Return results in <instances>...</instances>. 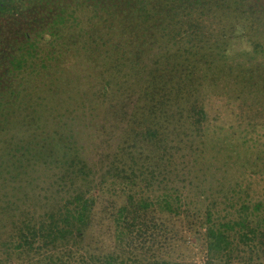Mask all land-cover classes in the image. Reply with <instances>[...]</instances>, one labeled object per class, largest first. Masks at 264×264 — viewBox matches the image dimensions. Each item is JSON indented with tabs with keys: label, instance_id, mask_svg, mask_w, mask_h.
Here are the masks:
<instances>
[{
	"label": "trees",
	"instance_id": "trees-1",
	"mask_svg": "<svg viewBox=\"0 0 264 264\" xmlns=\"http://www.w3.org/2000/svg\"><path fill=\"white\" fill-rule=\"evenodd\" d=\"M24 1L0 13V137L27 131L0 145V264H264V197L210 181L201 89L234 53L233 0ZM64 105L100 154L46 129Z\"/></svg>",
	"mask_w": 264,
	"mask_h": 264
},
{
	"label": "rangeland",
	"instance_id": "rangeland-1",
	"mask_svg": "<svg viewBox=\"0 0 264 264\" xmlns=\"http://www.w3.org/2000/svg\"><path fill=\"white\" fill-rule=\"evenodd\" d=\"M1 1L3 5L0 8L1 16L5 13L9 18L17 16L19 13L22 14L21 11L25 7L24 0ZM233 1L227 24L231 25V29L235 23L240 22L236 32H232V40L229 43L234 53L226 63L216 64L217 68L211 73V79L204 82L201 89V94L207 99V108L209 114L213 116V124L216 127L214 133L210 132L209 146L214 149V152L220 149L214 160L215 163L212 161L209 170L212 174L210 181L214 188L219 189L222 185L231 187L238 182L246 186L242 190L253 193L254 196L264 197V51H262V48L264 49V0ZM222 16V11L218 12L215 21H221ZM220 28L221 24H219ZM73 64L75 69L71 70L72 73L67 77L75 88L77 82H81L75 80L76 68H79L78 73L86 71L78 66V62ZM227 65L232 68L231 72L224 70ZM85 77L88 82H91V75L84 73L83 78ZM79 78L81 79V76ZM85 92L88 93V97H91V90L87 89ZM64 106L65 108L58 110V114L50 111L44 113L42 109V121L44 119L48 121L46 129L48 131L55 129L58 120L54 118L65 121L68 125L72 124L73 129L80 128L78 136H75L76 139L84 142L85 148L89 147L82 155L93 158L96 154H100L102 150L96 149V145L91 146L90 141H87L85 137L94 130L95 121L90 122V116L82 112V109L74 111L75 113L71 110L72 113H68L66 109L69 111L70 108L67 105ZM74 117L75 120L72 122ZM84 126L87 128L83 131ZM26 132V127L22 124H12L6 135L3 134L0 137V145L11 136L15 143L20 139H26ZM98 143L97 140L95 144ZM42 169L38 168L34 175L53 177L59 173L54 168L46 172L41 171ZM225 169L226 172H224ZM42 173L44 175H41ZM39 186L46 185L41 183Z\"/></svg>",
	"mask_w": 264,
	"mask_h": 264
}]
</instances>
